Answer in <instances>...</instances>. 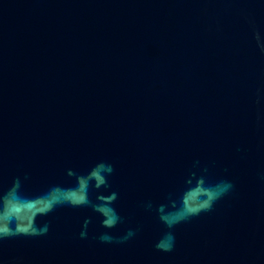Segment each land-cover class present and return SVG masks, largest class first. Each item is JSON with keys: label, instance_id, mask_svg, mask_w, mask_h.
<instances>
[{"label": "water", "instance_id": "obj_1", "mask_svg": "<svg viewBox=\"0 0 264 264\" xmlns=\"http://www.w3.org/2000/svg\"><path fill=\"white\" fill-rule=\"evenodd\" d=\"M0 203L105 264H264V0H0Z\"/></svg>", "mask_w": 264, "mask_h": 264}]
</instances>
